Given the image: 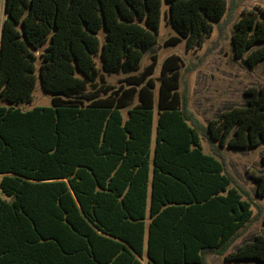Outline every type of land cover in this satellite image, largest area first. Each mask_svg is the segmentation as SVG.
I'll list each match as a JSON object with an SVG mask.
<instances>
[{"label": "trees", "instance_id": "16d2710c", "mask_svg": "<svg viewBox=\"0 0 264 264\" xmlns=\"http://www.w3.org/2000/svg\"><path fill=\"white\" fill-rule=\"evenodd\" d=\"M165 1L177 34L164 44L187 49L200 47L228 8ZM1 5L0 264H208V253L264 264V234L226 253L252 203L221 155L223 146L264 141V87L247 88L245 105L208 121L214 152H205L178 91L181 57L163 60L157 97L156 56L140 69L162 0ZM231 41L249 66L264 60V8L243 10ZM118 73L122 84L107 83ZM38 78L51 105L25 109ZM252 177L264 197V174Z\"/></svg>", "mask_w": 264, "mask_h": 264}, {"label": "rangeland", "instance_id": "374dc122", "mask_svg": "<svg viewBox=\"0 0 264 264\" xmlns=\"http://www.w3.org/2000/svg\"><path fill=\"white\" fill-rule=\"evenodd\" d=\"M227 11L220 22L213 23V30L200 47L187 49L185 41L176 45H165V41L176 35V31L169 24L165 11L168 4L162 0V13L155 43L143 54L140 69L150 61L151 56L157 58L155 72L152 75L157 97L160 70L163 60L176 54L182 59L180 68L179 93L186 102L188 111L192 114L199 126L201 144L205 152H214V145L210 143L203 132L208 121L216 118L223 111L232 107L243 106L248 96L245 90L250 87H264V60L254 66L246 63V54L236 56L234 53L231 34L233 24L238 20L243 10L258 12L264 8V0H226ZM0 33L4 19V11L0 7ZM101 42L104 41V30L98 33ZM125 74L105 75L107 83L117 87L122 84ZM51 105V94L45 92L39 78L32 92L30 102H22L25 109L33 106ZM126 115V110H123ZM157 111L155 108V119ZM155 125V121H154ZM227 173L233 179V185L240 191L242 197L252 203V219L236 237L226 250V253L235 250L239 245L253 240L256 234H264V197L256 193V181L252 177L264 174V141L256 147L233 148L221 147ZM224 254L208 253V264H230L225 261ZM145 264V260H143ZM254 261H237L234 264H253Z\"/></svg>", "mask_w": 264, "mask_h": 264}]
</instances>
